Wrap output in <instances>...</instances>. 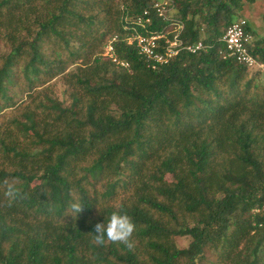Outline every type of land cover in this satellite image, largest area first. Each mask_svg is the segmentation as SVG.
Returning a JSON list of instances; mask_svg holds the SVG:
<instances>
[{"label":"trees","instance_id":"16d2710c","mask_svg":"<svg viewBox=\"0 0 264 264\" xmlns=\"http://www.w3.org/2000/svg\"><path fill=\"white\" fill-rule=\"evenodd\" d=\"M157 2L0 0V264H264V35L247 22L262 67L220 52L254 0ZM144 10L207 48L152 68ZM118 208L132 249L93 242Z\"/></svg>","mask_w":264,"mask_h":264},{"label":"built area","instance_id":"2783aa9c","mask_svg":"<svg viewBox=\"0 0 264 264\" xmlns=\"http://www.w3.org/2000/svg\"><path fill=\"white\" fill-rule=\"evenodd\" d=\"M169 2L163 0L155 3L154 8L156 12L164 16ZM136 23L145 30L143 33L139 32L130 37L128 42H136L139 52L144 55L149 61L152 68L157 65L165 64L170 58L174 57L181 50L188 52H196L207 48L201 41L186 44L180 38L182 24L178 23L172 36L167 37L165 33L148 31V26L152 23V18L148 10H144L141 15L136 18ZM247 20L245 18H237L225 30L221 38L223 43L222 50L223 57H233L239 63L245 64L249 67L260 66L256 59L248 50L247 42L250 40L249 33L246 32ZM115 38H113L114 40ZM105 54H113V45L111 42L105 47Z\"/></svg>","mask_w":264,"mask_h":264},{"label":"clouds","instance_id":"9594fccd","mask_svg":"<svg viewBox=\"0 0 264 264\" xmlns=\"http://www.w3.org/2000/svg\"><path fill=\"white\" fill-rule=\"evenodd\" d=\"M4 186V196L11 203L18 197L20 190L15 181L6 180ZM70 210V213L76 216L82 211V203L74 198L70 204ZM135 230L136 226L132 218L122 208H118L111 213L107 222H98L94 225L92 239L97 245H103L107 240L117 244L122 243L132 249L135 246L133 238Z\"/></svg>","mask_w":264,"mask_h":264},{"label":"rangeland","instance_id":"374dc122","mask_svg":"<svg viewBox=\"0 0 264 264\" xmlns=\"http://www.w3.org/2000/svg\"><path fill=\"white\" fill-rule=\"evenodd\" d=\"M167 1L169 2L170 0ZM241 14L242 17L247 20L251 30H253L255 34L264 35V20L262 19V15L264 14V0H254V2L245 3ZM63 89L64 85L61 81H58L57 85L53 87L54 92L51 95L61 97L63 95ZM185 241L186 240L183 242Z\"/></svg>","mask_w":264,"mask_h":264}]
</instances>
